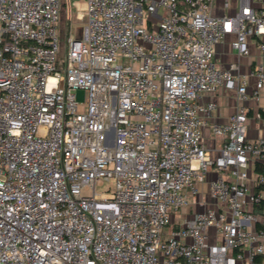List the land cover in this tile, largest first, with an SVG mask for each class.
Segmentation results:
<instances>
[{"label":"built area","instance_id":"1","mask_svg":"<svg viewBox=\"0 0 264 264\" xmlns=\"http://www.w3.org/2000/svg\"><path fill=\"white\" fill-rule=\"evenodd\" d=\"M253 1L84 0L63 40L64 0H0V264H264ZM228 35L240 57L262 38L249 73L217 64Z\"/></svg>","mask_w":264,"mask_h":264},{"label":"crops","instance_id":"2","mask_svg":"<svg viewBox=\"0 0 264 264\" xmlns=\"http://www.w3.org/2000/svg\"><path fill=\"white\" fill-rule=\"evenodd\" d=\"M255 6H259L258 0L253 1ZM241 6V0H215L213 8V14L218 17L232 16L235 15ZM235 39L234 35H228L224 42L217 46L216 60L217 64L224 68L227 67L229 62L240 60L242 62L243 72L249 73L254 68L257 62H260V53L257 48V44L262 38L252 37L250 39V51L251 56L240 57L237 52L232 49L231 42ZM264 40V38H263ZM235 52V54H233ZM219 62V63H218ZM253 80V79H252ZM214 99L219 104V109L216 117L214 118L217 122H225L227 118L236 112L237 106L239 105L233 97L227 96L224 90H221ZM205 100V99H204ZM264 106V98L261 101ZM249 120V136L253 139L258 137H264V129H259L258 122L254 119V112H250ZM206 134H210L209 129L206 130Z\"/></svg>","mask_w":264,"mask_h":264},{"label":"rangeland","instance_id":"3","mask_svg":"<svg viewBox=\"0 0 264 264\" xmlns=\"http://www.w3.org/2000/svg\"><path fill=\"white\" fill-rule=\"evenodd\" d=\"M86 20L84 0H64V8L61 15V23L59 25L63 40L68 36H74L81 31V27ZM235 54V52H233ZM219 63V62H218ZM79 101L85 100L83 91L77 92ZM109 184L105 183L96 190L98 193L107 191ZM85 194H92V191H84ZM190 200H195L194 196H190Z\"/></svg>","mask_w":264,"mask_h":264},{"label":"water","instance_id":"4","mask_svg":"<svg viewBox=\"0 0 264 264\" xmlns=\"http://www.w3.org/2000/svg\"><path fill=\"white\" fill-rule=\"evenodd\" d=\"M79 35H80V33L76 34L77 39H78Z\"/></svg>","mask_w":264,"mask_h":264}]
</instances>
